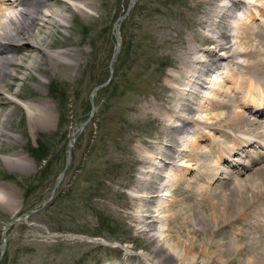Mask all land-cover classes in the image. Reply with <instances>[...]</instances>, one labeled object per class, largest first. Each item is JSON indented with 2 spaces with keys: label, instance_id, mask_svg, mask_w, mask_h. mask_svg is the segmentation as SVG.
I'll use <instances>...</instances> for the list:
<instances>
[{
  "label": "rangeland",
  "instance_id": "374dc122",
  "mask_svg": "<svg viewBox=\"0 0 264 264\" xmlns=\"http://www.w3.org/2000/svg\"><path fill=\"white\" fill-rule=\"evenodd\" d=\"M131 1L68 0L67 4L63 3L66 13L60 21L66 28L59 27L51 35L47 34L45 49L40 58L34 60L40 61L39 65L45 70L25 69L33 61L34 52L31 51L24 62L25 68L19 72L12 68L16 79L10 80L11 84L7 82V87L3 84L0 125L7 121L3 129L5 134L0 136V193L4 196L0 201V264H179L174 255L157 246L164 243L162 233L171 239L167 242H172L178 234L181 236L184 226L190 230L185 219L195 210L199 218L207 217L206 205L193 198L184 201L187 192L181 189L178 193L170 179L164 178L161 186L169 184L166 188L169 196L165 201H171L170 207H173L165 214L175 213L176 218L170 221L167 218L159 221V218L156 228L144 227L148 231L152 229L151 234H142L140 227L151 219H144L142 226L136 220L140 206L136 198L140 197L137 181L145 178L143 173L148 168L140 155L153 153L160 156L162 149L166 151V145L162 143L170 129H177L182 124L176 117L189 116L182 105L186 100L196 98L194 93L199 89V85L195 90L190 88L191 93H186L183 100L181 93L172 89V86L183 87L175 86L170 79L179 77L183 67L178 59L185 50L182 42L187 40L197 45V60L200 59L205 68L204 53L211 46L200 47V43L194 41V35L201 32L221 40L217 31L231 29V26H218L219 19L214 17L215 12L222 13L224 4L203 9L199 0H137L120 24L121 50L113 63L110 80L117 46L115 23L127 12ZM207 13H212L215 20L214 26L208 28L206 24L200 25V21L207 20ZM241 15L246 17L243 12ZM45 31L41 33L46 34ZM237 37L236 33L230 40L235 43ZM55 54L67 55L59 58ZM223 74L227 71L223 70ZM218 77L213 74L209 79L215 81ZM108 81L107 86L93 95L97 86ZM10 85L12 89L7 91ZM53 86L69 97V104L63 110L51 96ZM201 91L202 98H197L196 102L205 106L203 96L213 97L214 93ZM4 98L13 102L7 103ZM222 98H226L225 94ZM154 105L166 112L165 123L160 122L159 116L153 119ZM199 105H195L197 110L193 114L205 115V112H199ZM93 107L96 111L81 133ZM205 131L210 137L216 135L210 129ZM75 137L68 159L69 142ZM193 138H186L189 144L186 146H190ZM39 140L50 148L49 164L36 161L29 153V148L37 147ZM153 143L155 148H150L149 144ZM170 144L177 150L185 149L181 142ZM178 158L175 160L180 165L189 159L195 167L198 165L194 157ZM233 158L242 159L238 155ZM200 159L206 162L205 156ZM166 161L170 162V159ZM190 171L192 169L185 178L192 182ZM246 175L238 179H244ZM189 181L182 188L195 184ZM234 183L229 181L226 189L234 187ZM199 184L210 187L202 180ZM37 209L41 210L29 218L23 217ZM16 217L20 219L6 234L2 255L3 231ZM203 221L207 225V221ZM208 225L212 231L217 228L218 234H213L216 238L212 236V239L206 238V234L201 235L196 239L197 247L205 239L224 244L227 250L247 246L251 241L247 240V228L244 229L246 238H238L232 227H226V221ZM154 236L157 237L155 241ZM215 251L199 258V264L219 261ZM229 254L222 258L223 264H229L225 263ZM214 255H217L216 259ZM248 256L247 251L238 253L230 264H247Z\"/></svg>",
  "mask_w": 264,
  "mask_h": 264
},
{
  "label": "bare ground",
  "instance_id": "6f19581e",
  "mask_svg": "<svg viewBox=\"0 0 264 264\" xmlns=\"http://www.w3.org/2000/svg\"><path fill=\"white\" fill-rule=\"evenodd\" d=\"M67 1L0 0V92L4 89L3 84L6 86L7 82L11 84L10 80L16 79L12 68H16L17 72L25 68L24 62L29 59L31 51L34 52L33 61H29L25 69L45 70L39 65L40 61L37 63L34 60H38L40 53L44 51L47 34L51 35L52 31L59 27L66 28L60 19L66 13L63 3L67 4ZM228 3L229 6H227ZM198 4L200 8L224 4L222 13L217 11L214 17L219 19L218 26L222 25L224 28L231 26V29L217 31L221 39L218 41L201 32L194 35V41L197 40L200 47H206L207 44L211 46L204 53L207 59L203 63L205 68L201 66L200 59L197 60L199 51L197 45H192L187 40L182 42L185 44V50L178 59L183 67L179 70V77L173 76L170 79L174 81L175 86L183 87L172 86V89L181 93L182 100L185 99V94L191 93L197 85L199 89L193 92L196 98L186 100L182 105L189 116L176 117L182 124L176 127L177 129H170L164 141L166 144L162 143L166 145V151L162 149L160 156L153 153L150 156L140 155L141 161L148 165V168L146 167L147 170L143 173L145 178L137 181L140 197L136 198L140 206L136 211V220L142 226L144 219H151L149 223L144 222V226L140 227L141 233L148 235L153 231L152 229L148 231L144 227L156 228L157 219L160 218V221L161 218H167L170 221L171 218H176L175 213L171 216L165 214L168 210L172 211L173 207H170L171 201H165L169 196V193H166L169 184L161 185L164 178L170 179L171 185L176 186L178 193L181 189L187 192L188 195L183 198L184 201L193 198L198 203L206 205L207 217L199 218L194 209L195 212L185 219V223L190 224V230L184 226L181 236L178 234L176 239L169 241L170 243L167 241L171 239L162 233L161 238L164 243L160 242L161 245L157 246L162 247L164 252L168 251L174 255L179 264H190V262L199 264V258L214 249L220 260L211 264L217 262L223 264L222 258L228 257L229 253L230 258L225 263L230 264L238 253L243 254L246 251L249 255L247 264H264V0H199ZM242 12L246 17H242ZM229 18L232 20L226 22ZM206 19V21H200V25L206 24L207 28L214 26L215 20L212 13H207ZM45 29L47 33H41ZM213 30H216V27ZM236 33L238 39L234 43L230 38L233 35L236 36ZM66 55L55 54L54 56L64 58ZM223 70L227 71L226 75L223 74ZM213 74L219 76L215 81L209 79ZM10 88L11 85L6 90ZM203 89L214 93L213 97L203 96L205 106L196 102L197 98H202L200 92L202 93ZM224 94L225 99L222 98ZM4 99L7 103L13 102L10 98ZM195 105H199V112H205V115L193 114L197 110ZM1 106L3 103H0V108ZM153 108L156 111L153 119L159 116L160 122L165 123L166 112L160 106L154 105ZM218 108L224 111L215 112L214 110ZM5 121L7 120L1 122L0 136L5 134L3 130ZM194 129L197 132H194ZM205 129H210L216 135L210 137ZM190 136L194 138L191 139L192 142L188 147L186 138ZM225 139L230 141L226 142ZM171 142L174 144L181 142L185 149L177 150L171 146ZM154 144H149V147L155 148ZM235 155L243 160L239 158L234 160ZM182 156L183 158L194 157L198 163L197 167L190 159L186 160V164H181L182 166L178 164L175 159L179 157V160ZM202 156H205L207 163L201 162ZM169 159L170 162H167L166 160ZM234 161L237 163L233 164ZM191 169L192 182L185 178V174ZM245 173H247L246 178L238 179ZM201 180L211 188L199 184ZM237 180H239L238 183H236ZM186 181L195 184L182 188ZM229 181L235 182V185L227 190ZM194 188L195 192H193ZM3 200L4 196L0 193V201ZM175 204H178L177 201ZM154 213L155 215H152ZM176 213L179 215L178 212ZM203 219L207 221V225L202 223ZM219 221H226V227H232L233 231L237 232L238 238H246L244 229L247 228V240L251 241L247 246L227 250L224 249V244H215L205 239L197 247L196 239L201 235L206 234V238L210 239L213 234L217 236V228L212 231L208 224L210 222L217 224ZM154 237H152L154 241L157 240V237ZM213 257L216 259L217 255Z\"/></svg>",
  "mask_w": 264,
  "mask_h": 264
},
{
  "label": "water",
  "instance_id": "95a60500",
  "mask_svg": "<svg viewBox=\"0 0 264 264\" xmlns=\"http://www.w3.org/2000/svg\"><path fill=\"white\" fill-rule=\"evenodd\" d=\"M136 2H137V0H132L131 3L129 4V7H128V9H127V12H125V14L122 15V16L117 20V22L115 23V32H116V34H117V46H116V51H115L114 56H113V59H112L110 80H111L112 77H113V70H114V69H113V63H114V61L118 58V56H119V54H120V50H121V38H120V35H119V27H120V23L123 22V20H124L125 17L128 15V13L133 9V7H134V5H135ZM109 83H110V81H108L106 84H103V85H101V86L96 87L95 90L93 91V95H95L96 92H97L98 90H100L101 88H104V87L107 86ZM95 111H96V108L93 107V109H92V115H91L90 119L86 122V124H84V126H82L81 133L83 132L85 126H86V125L89 123V121L92 119V117H93ZM76 139H77V137H75L74 139L70 140V142H69L70 145H69V148H68V150H67V153H68V159H69V156L71 155V150H72V147H73V141H75ZM67 164H68V163H67ZM64 174H65V171H64ZM64 174H63V175H64ZM55 191H56V187L54 188V190H53V192H52V194H51V198H53ZM46 205H47V203L44 204V206H46ZM41 209H42V208H41ZM41 209H37V210L31 211L30 213H26V214L23 215V217H24V218H29V217H31L33 214L39 212ZM23 217H22V218H23ZM19 219H20V218H17V217L14 218V219H13V220H12V221H11L6 227H5V229H4V231H3V241H2V248H1L2 255L4 254V252H5V248H6V239H7L6 234H7L8 230L11 228V226H12L17 220H19ZM1 257H2V256H1ZM0 260H1V258H0Z\"/></svg>",
  "mask_w": 264,
  "mask_h": 264
},
{
  "label": "trees",
  "instance_id": "16d2710c",
  "mask_svg": "<svg viewBox=\"0 0 264 264\" xmlns=\"http://www.w3.org/2000/svg\"><path fill=\"white\" fill-rule=\"evenodd\" d=\"M108 70V67L106 68ZM105 83V82H104ZM103 83V84H104ZM51 96L56 99L61 106V109L63 110L64 107L66 108L68 103V98L65 92L59 91L57 87H52L51 89ZM64 121L63 119H61ZM49 139V138H48ZM29 153L30 155L38 162H47L46 164H49V159H50V148L48 147V144L43 143L42 141L39 140L38 146L37 147H30L29 148Z\"/></svg>",
  "mask_w": 264,
  "mask_h": 264
}]
</instances>
